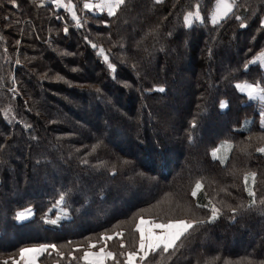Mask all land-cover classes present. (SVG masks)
I'll return each instance as SVG.
<instances>
[{"label": "trees", "instance_id": "16d2710c", "mask_svg": "<svg viewBox=\"0 0 264 264\" xmlns=\"http://www.w3.org/2000/svg\"><path fill=\"white\" fill-rule=\"evenodd\" d=\"M82 1L71 0L86 21L77 28L51 0H0V264L43 243L57 249L41 264H84L77 258L89 242L123 264L119 253L138 247L141 218L203 223L137 264H264L261 101L235 87H264V69L244 67L264 49V0H236L217 25L215 0H126L112 17L88 13ZM197 4L203 22L186 28L184 13ZM184 60L189 72L175 69ZM224 141L231 148L214 159ZM245 171L256 173L251 207ZM61 193L66 213L45 222L57 219ZM212 204L221 212L209 221Z\"/></svg>", "mask_w": 264, "mask_h": 264}, {"label": "snow or ice", "instance_id": "6c2138e0", "mask_svg": "<svg viewBox=\"0 0 264 264\" xmlns=\"http://www.w3.org/2000/svg\"><path fill=\"white\" fill-rule=\"evenodd\" d=\"M126 0H83V9L86 10L88 13H106L108 17H112L116 15L117 11L121 9V7L125 4ZM157 3H160L161 0H156ZM10 3L13 7H17L16 0H10ZM51 3L56 7H64L65 10L71 15L72 20L75 22L76 27H82V24L86 21H82L80 16L77 15L75 11V6L72 4L71 0H51ZM44 5V0H39L38 7H42ZM236 6V0H215V4L213 6L212 11L209 14V20L213 25H217L222 19L226 18L229 14L233 12L234 7ZM195 11H187L184 13L183 21L184 26L190 27L194 22H203V17L200 12L199 5H195ZM237 20H241L240 16H236ZM106 23L105 21H101ZM261 26L264 27V19L260 21ZM240 27H245L244 23L240 24ZM65 33L68 32L67 26L64 28ZM87 39V37L85 38ZM19 44V41H16ZM93 48H96L95 44H92ZM104 50L101 48L99 53L103 55ZM105 61L107 62L108 57L104 56ZM19 63V61H17ZM258 63L261 67H264V49H261L259 52L254 55L248 63L244 65L247 69L249 64H256ZM109 69L114 70L115 66L111 63L108 64ZM236 89L241 92L245 93L249 99H259L261 101V110L259 112L260 117V126L264 128V87H261L259 82L253 84L249 82H238L235 84ZM159 91L163 92L164 88L161 86L158 89ZM225 102H220V107L224 108ZM247 123V121H245ZM195 122H192V127H195ZM191 139V137H189ZM260 140H264V136L259 138ZM224 147L226 150L231 148V145L228 141L222 142L221 145L212 149V156L213 158H217V153L220 149ZM256 152L264 153V146H260L256 148ZM221 163H224V160L221 159ZM235 174V173H234ZM249 176L254 178L256 176L255 172H247L243 173V180L245 183V191L248 193L249 197H253V199L249 202L247 207H251L253 204L256 203L254 197L255 193L247 186V182ZM202 188V183L200 180L195 182V186L191 190V195L196 197L197 191ZM64 203V194L61 193L60 197L56 200L54 207L58 210L57 219L47 220L45 222H50L52 224H56L59 219V214L61 212L66 213V209L62 208L61 205ZM211 203V202H210ZM261 203H264V198L261 199ZM200 207V205H197ZM203 207H207L204 205ZM211 215L208 217L209 221H212L218 217L221 212V209L218 208L215 204L211 206ZM231 211L235 213L237 211L236 208H231ZM32 209L25 208L22 210L17 211L16 219L21 220L26 216H31ZM196 223H203V221H195V220H170L167 223H151L150 221H146L143 218L139 219L136 224V231L139 232V242L138 247L135 250L131 251H121L119 256L124 257L123 264H136L137 258L140 261H144L146 257L149 256V253L156 252L157 249H162L163 252L167 253L170 248H172L175 242L181 237V235L187 231L189 228H192ZM159 229V231H155ZM116 236H121L122 233L114 234ZM113 239V236H106L101 234L99 240L106 241ZM71 243V242H69ZM96 247V244L93 242H89L87 247L83 250V255L78 257V260L84 261V264H106V261L114 260L115 264H121L120 260L116 257V255L112 252L107 250L106 246H101L98 250L93 251ZM57 249L56 244H48L43 243L39 244L36 247L31 248H20L19 249V256L20 259L24 261V264H36V258L41 255L47 249ZM120 248H124V243L121 241ZM58 255L63 257L64 253L58 252ZM68 256L71 257L72 253L69 252ZM7 264V261L4 262ZM13 264H16V261H13Z\"/></svg>", "mask_w": 264, "mask_h": 264}, {"label": "rangeland", "instance_id": "374dc122", "mask_svg": "<svg viewBox=\"0 0 264 264\" xmlns=\"http://www.w3.org/2000/svg\"><path fill=\"white\" fill-rule=\"evenodd\" d=\"M172 54H173V53H172ZM172 58H174V59L176 58V57H175V54L172 55ZM183 63H184L183 66H181V67H180V66H178V67L176 66L175 69H176V70H177V69L184 70V67H185L186 72H189V70H188V68H187V66H186V61L184 60ZM170 65H171L172 67H174V64H173V63H170ZM152 66L154 67V65H152ZM220 68H221V67H220ZM220 68H218V69H220ZM262 68L264 69V67H262ZM181 82H182V83H181ZM183 82H184L183 79L179 81V83L185 85V83H183ZM112 100H114V99H112ZM175 108L177 109V108H179V106H177V107H171V110L173 111ZM172 111H169V114H170V115H171V112H172ZM169 128L174 129V128H172V127H169ZM149 188L151 189V187H149ZM149 188H148V189H149ZM123 190H124V188H123ZM146 221H150L151 223H156V222L151 221V220H146ZM155 231L158 232L159 229H156ZM15 261H16V260H15ZM12 263H13V262H12ZM136 264H137V263H136Z\"/></svg>", "mask_w": 264, "mask_h": 264}, {"label": "crops", "instance_id": "0c3cea01", "mask_svg": "<svg viewBox=\"0 0 264 264\" xmlns=\"http://www.w3.org/2000/svg\"><path fill=\"white\" fill-rule=\"evenodd\" d=\"M73 4V3H72ZM74 5V4H73ZM56 8H59V9H63V10H65V8L64 7H56ZM82 9H83V1H82ZM84 10V9H83ZM86 11V10H85ZM99 14V13H98ZM33 247H36V246H33ZM26 248H31V247H26ZM99 249V248H98ZM98 249H93V251H96V250H98ZM45 252H46V250H45ZM45 252H43L41 255H39L37 258H36V264H41L40 262H39V260H40V258L42 257V255L45 253ZM10 264H13V263H10ZM16 264H24V261L23 260H21L20 259V256H18V258L16 259Z\"/></svg>", "mask_w": 264, "mask_h": 264}]
</instances>
